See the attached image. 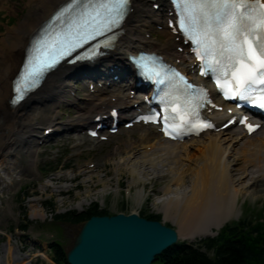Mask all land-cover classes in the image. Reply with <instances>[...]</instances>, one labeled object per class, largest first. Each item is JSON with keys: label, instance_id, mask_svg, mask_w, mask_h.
<instances>
[{"label": "bare ground", "instance_id": "1", "mask_svg": "<svg viewBox=\"0 0 264 264\" xmlns=\"http://www.w3.org/2000/svg\"><path fill=\"white\" fill-rule=\"evenodd\" d=\"M61 1L63 0H28L25 4L30 8L34 6L31 15L26 21L17 23L10 31L5 32L7 33L4 37L5 44L0 49V185L4 188L12 185L6 180V174H10L14 168L22 170L28 168L21 163L19 154H26L30 165L35 163L37 150L33 139H40V133L42 134L44 128L58 130L59 124L79 127L82 116L92 118L103 108L117 104L127 112L134 109L132 106L134 102L139 101L137 95L122 96L116 91L119 87L127 85V80L113 87H98L96 92L87 94L82 105L77 104L79 107L77 118L61 123L52 114V106L61 99V95L68 87L63 75L75 68L74 65L68 67L61 64L47 75L37 90L31 92L17 105H10L8 99L11 93V78L21 63L27 40ZM163 13L161 9H152L147 2L131 0V11L124 19L122 32L114 45L107 49L106 54L98 61L107 65L120 63L124 54L135 52L139 48H148L172 56L173 60L180 58L183 67L189 65L182 54L174 49L175 44L180 42L175 40L176 36L162 22ZM147 19L156 24H163L161 31L166 36L165 41L157 42L143 36L144 31H147L145 28L148 27ZM188 69L190 70V67ZM112 96H115L114 101L111 100ZM40 102L42 109L38 107ZM27 107L34 109V113H25ZM212 113L217 118H223V111ZM37 121L46 123L40 129V133ZM257 131L249 136L238 126H234L216 132L205 131L198 137L178 142L163 138L155 126L149 125L147 132L140 135L139 142L146 141L143 156L158 150L162 152L164 158L170 159L174 164L167 170L169 173L166 174L171 175V179L164 187L165 195L158 202L161 204L164 218L176 222L183 238L194 239L213 234L214 229L232 217L236 197L233 176L235 174H232V171L239 173L237 177L239 182L240 178L244 179L249 175L247 183L253 189L264 184V164L261 163L264 161V130L261 137L257 136L261 130ZM232 153L236 156L230 161ZM179 159L193 162L195 167L190 168L188 165L186 168L187 164L180 162ZM251 164L255 165V169L248 172L247 167ZM156 169L158 167L151 166L150 170ZM132 172L137 173L135 169ZM142 173L147 174L145 170ZM43 186L49 187L46 184ZM55 190L64 189L55 187ZM34 214L36 217L42 215V212L35 210ZM44 257L50 262L46 255Z\"/></svg>", "mask_w": 264, "mask_h": 264}, {"label": "rangeland", "instance_id": "2", "mask_svg": "<svg viewBox=\"0 0 264 264\" xmlns=\"http://www.w3.org/2000/svg\"><path fill=\"white\" fill-rule=\"evenodd\" d=\"M14 1L8 0L7 7L6 3L0 7V49L5 44V32L10 31L17 23L26 21L34 8L26 5L28 0ZM146 21L148 27L145 28L147 32L144 31L143 36L157 42L165 41L166 36L159 26L150 23L149 19ZM83 93L84 91L76 92L80 98L84 96ZM124 93L126 91L121 94ZM64 99L65 94L61 102L53 105L52 114L59 116L60 121L78 117V110L68 104L62 105ZM75 101L79 102L76 99ZM38 107L42 109L41 102ZM33 110L27 107L25 113L33 114ZM37 123L40 125V133L46 123ZM146 132V128L142 127L124 129L101 142L92 139L61 142L57 140L58 136L54 135L53 140L37 145V139L34 138L33 143L37 150L35 163L30 165L29 157L19 154L21 163L28 168L12 169L10 174L5 175L12 185L8 188L0 185V264L50 263L38 255L40 245L47 249L50 241H59L67 250L82 225L81 220L55 221L54 214L73 210L75 216L86 213L91 206L105 211L106 214L137 211L145 217L158 215L165 224L176 229L180 236L178 241L189 240L181 236L182 231L174 220L164 218L158 200L166 193L164 187L171 179V175L166 173H169L167 170L174 164L170 159L164 158L158 150L143 156L146 141L139 142L138 139ZM69 134H72L71 130ZM257 136H263V131ZM234 156L236 155L232 153L230 161ZM179 160L187 164L186 168L188 165L190 168L195 167L193 162ZM261 163L264 164V161ZM252 165L247 167L248 172L255 169V165ZM151 166L158 169L152 171ZM133 169L137 173L132 172ZM50 170L53 172L50 173ZM144 170L147 174L142 173ZM232 174H235L233 176L236 197L232 217L225 223L236 222L241 218L251 219L252 224L258 219L264 222V184L253 189L247 183L249 175L244 179L240 178L239 182V173L232 171ZM58 177L61 178L55 180ZM44 184L49 187H44ZM55 187L64 190L57 191ZM35 210L41 211L42 215L34 217ZM218 231L213 230L214 233Z\"/></svg>", "mask_w": 264, "mask_h": 264}, {"label": "snow or ice", "instance_id": "3", "mask_svg": "<svg viewBox=\"0 0 264 264\" xmlns=\"http://www.w3.org/2000/svg\"><path fill=\"white\" fill-rule=\"evenodd\" d=\"M173 2L177 9L176 26L196 45L197 55L205 60L208 68L221 69L225 82L220 87L225 95L248 98L251 90L264 86V3L260 0ZM129 3L130 0H89L68 25V32L56 33L55 45L42 41L36 55L27 61L16 82L14 102L22 99L44 73L54 67L57 56L66 50L70 54L80 41L95 39L117 27ZM60 18L57 15L55 20ZM260 91L258 106L264 108V87H260ZM248 127L249 131L254 130L250 124Z\"/></svg>", "mask_w": 264, "mask_h": 264}, {"label": "water", "instance_id": "4", "mask_svg": "<svg viewBox=\"0 0 264 264\" xmlns=\"http://www.w3.org/2000/svg\"><path fill=\"white\" fill-rule=\"evenodd\" d=\"M177 231L135 212L93 214L66 251L68 264H151L178 239Z\"/></svg>", "mask_w": 264, "mask_h": 264}, {"label": "trees", "instance_id": "5", "mask_svg": "<svg viewBox=\"0 0 264 264\" xmlns=\"http://www.w3.org/2000/svg\"><path fill=\"white\" fill-rule=\"evenodd\" d=\"M73 214L74 211L69 210L55 213L54 217L56 220L83 221L92 214L106 212L91 206L86 213ZM147 218L160 217L151 214ZM251 222V219L241 218L236 222L225 223L215 236L177 242L162 251L152 264H264V222L259 219L254 224ZM49 245L54 261L68 264L62 243L52 241Z\"/></svg>", "mask_w": 264, "mask_h": 264}]
</instances>
